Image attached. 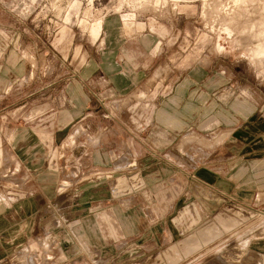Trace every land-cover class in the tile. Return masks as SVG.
I'll use <instances>...</instances> for the list:
<instances>
[{
	"label": "crops",
	"instance_id": "0c3cea01",
	"mask_svg": "<svg viewBox=\"0 0 264 264\" xmlns=\"http://www.w3.org/2000/svg\"><path fill=\"white\" fill-rule=\"evenodd\" d=\"M115 21L73 72L0 111V164L22 190L0 194V264H16L9 245L34 219L53 237L48 264H264V88L243 92L225 55L182 58L160 25L129 36ZM63 143L53 171L46 149Z\"/></svg>",
	"mask_w": 264,
	"mask_h": 264
},
{
	"label": "rangeland",
	"instance_id": "374dc122",
	"mask_svg": "<svg viewBox=\"0 0 264 264\" xmlns=\"http://www.w3.org/2000/svg\"><path fill=\"white\" fill-rule=\"evenodd\" d=\"M0 2V79L6 81L11 79L8 94L2 92L0 87V111L3 110L4 113L12 112L20 105L16 102L21 99L23 93H17L16 90L23 89L25 92L38 89L54 81L55 78L73 72L74 60L84 62L86 48L95 43L97 45L100 36L99 33L94 40L89 27L97 21H101L104 27V19L109 16H114L116 19L114 24L119 25L123 34L129 36L148 28L152 23L160 25L162 30L168 32L165 41L173 44L174 50L178 55H182V58H187L191 54L189 56H194L193 59L206 61L215 54L236 60L242 67V77L247 79L243 82L247 89L242 88L244 89L242 91L256 92V87L264 88V0H1ZM132 22L134 24H131ZM137 22H140V25ZM60 30L67 32V36L58 37ZM23 61L27 66L25 73L16 74L15 70L7 69L9 64L17 66ZM65 61L66 63L72 61V65L65 68L62 65ZM30 77H33L34 81L28 84ZM153 87L148 86L145 92L147 93L148 89L153 91ZM40 93H37V98H44L40 99L39 103L48 97L47 93ZM55 94L57 97L58 90ZM83 129L82 134L86 135L85 128ZM13 135L12 132L10 136ZM78 135H71L65 140L66 144L71 145ZM65 146L63 143L62 147L52 148L50 151L46 149V157L53 158V161L47 164L51 170L60 171L67 167L63 164ZM12 171H15V166L0 164V194L16 198L17 194L22 192L21 182L11 183ZM77 171L76 169L75 172ZM77 175L78 172L75 176ZM5 179L11 184L7 186ZM70 185V180L64 178L60 180L57 190L62 192V195L66 194V188ZM5 202L7 203V200ZM37 222L36 219L27 222L23 227L28 228L25 234L19 236L14 234L20 243L15 246L9 245V250L12 252L9 257L14 263L48 264L49 260H46V256L51 254L48 245L53 237H49L46 231L40 232ZM5 237L8 235L0 236L1 239Z\"/></svg>",
	"mask_w": 264,
	"mask_h": 264
},
{
	"label": "bare ground",
	"instance_id": "6f19581e",
	"mask_svg": "<svg viewBox=\"0 0 264 264\" xmlns=\"http://www.w3.org/2000/svg\"><path fill=\"white\" fill-rule=\"evenodd\" d=\"M177 1V0H175ZM179 1V0H178ZM102 28V22L101 21H97L94 22L90 27H89V31L91 36L94 38V40L97 38V36L100 33V30ZM262 50V49H261ZM262 52V51H261Z\"/></svg>",
	"mask_w": 264,
	"mask_h": 264
},
{
	"label": "built area",
	"instance_id": "2783aa9c",
	"mask_svg": "<svg viewBox=\"0 0 264 264\" xmlns=\"http://www.w3.org/2000/svg\"><path fill=\"white\" fill-rule=\"evenodd\" d=\"M49 161H50V163H51V162L53 161V158L51 157Z\"/></svg>",
	"mask_w": 264,
	"mask_h": 264
}]
</instances>
